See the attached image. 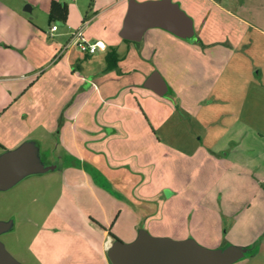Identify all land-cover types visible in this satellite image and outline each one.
Wrapping results in <instances>:
<instances>
[{
    "label": "crops",
    "instance_id": "crops-1",
    "mask_svg": "<svg viewBox=\"0 0 264 264\" xmlns=\"http://www.w3.org/2000/svg\"><path fill=\"white\" fill-rule=\"evenodd\" d=\"M51 1L41 0L42 6L39 0H0V132L15 145L30 135H38V138L56 136L59 154L62 155V158L56 157L54 169L64 171L61 184L64 194L31 237L28 248L35 255V261L38 264H110L108 249L114 240L127 243L136 240L140 230L136 224L145 218L138 219L134 210H130L121 200L127 198L131 205L139 206L142 199L149 205L155 199H163L165 189L170 191H167L168 199L176 198L177 206L181 208L183 206L178 204L184 205L185 198L196 204L197 211H193L191 216L190 225L195 230L192 236L200 237L204 247L226 248L232 246L228 242L233 241L245 249L253 243L246 233L239 232V228L246 226L247 219L256 209L259 210L255 205L258 195L248 193V188L240 197H226L223 203L224 186L221 189V185L225 176L228 180L230 169H225L219 177L212 169L201 171L202 167L194 172L186 171L184 159L174 186L159 187V182L156 185L153 177L158 170H161L159 176H163L161 167L168 166L164 158L170 153L167 141L158 134V129L168 122V102H161L163 96H157L145 87L149 75L156 72L165 81L169 95L174 92L166 79L173 81L177 86L174 97L180 105L189 110L201 104L207 105L204 118L209 126L217 123L213 102L218 101L228 108L225 116L233 114L231 111L237 105L236 123L225 127V134L216 140H207L208 144H204L202 138L198 139L200 147L194 150V156L198 157L195 156L199 163L203 158L209 163L238 164L242 168H246L247 163H258L257 166L262 168L264 143L258 141L255 135L251 136V131L241 140L225 139L241 129L255 128L253 121L248 119L250 115L247 118L245 115L254 109H264V99L260 95H264V89L255 85L254 77L248 78L249 89L239 103L237 90H232L233 81L223 79V69L238 45L231 41L219 44V49L215 48V59H211L214 60V71L208 74L202 71L196 79L190 80H187L190 77L188 65L193 57L187 49L192 47L187 48L170 32L161 29H148L137 43L121 39L128 52L125 57H121L118 49L112 46L82 57L72 44L56 57L69 40V33L62 32L58 25L57 30L51 33V26L43 30L36 22L37 18L32 20L26 17L35 8L43 11L45 7L49 12ZM181 1L182 10L193 20L194 31L197 32L195 26L200 25V33L211 19V13L201 11L189 0ZM207 1L226 16L240 20L236 16L239 10L236 6L226 7L225 0ZM26 4L30 5L29 10ZM112 4L101 11L102 15ZM126 8L127 4L120 13L116 32H120ZM89 20L86 19L84 23ZM119 45L116 47L119 48ZM204 46L207 48L209 45ZM112 49L118 55L117 68L107 70L105 56ZM197 57L201 71V55ZM131 59L138 65L134 67L135 70L127 71L125 66ZM93 63L100 66L95 68ZM131 73L134 78L126 80L125 76ZM222 83H228L231 90H224L229 86L224 87ZM256 87L259 92L254 90ZM249 136L251 138L247 139ZM107 140L112 156L119 160L116 165L95 163L91 158L97 154L93 152L95 147H104L102 144ZM179 144L186 150L185 141ZM231 144L236 151L231 150ZM11 148L0 146V153ZM84 154L89 159L85 162L86 168L72 161L73 156ZM182 157H186L185 153ZM77 166L92 172L81 174V177L88 178L86 185L89 191L87 189L84 197L92 198L96 204L94 207L97 206L95 210L75 211L66 209L60 203L65 200L63 203L67 205L73 202L78 205L80 202L79 197L75 196L76 186L72 178ZM126 169L132 174V179L124 176ZM251 173L255 174L253 171ZM233 175L230 181L235 185L240 184L239 173ZM257 177L248 175L246 180L250 187H258L264 181L263 173L257 172ZM65 185H69V189L65 190ZM138 188L143 192L138 194L139 202L134 204V191ZM219 202L220 205L214 206ZM145 208L146 204L139 209L144 211ZM153 211L148 214L147 220H150Z\"/></svg>",
    "mask_w": 264,
    "mask_h": 264
},
{
    "label": "rangeland",
    "instance_id": "rangeland-1",
    "mask_svg": "<svg viewBox=\"0 0 264 264\" xmlns=\"http://www.w3.org/2000/svg\"><path fill=\"white\" fill-rule=\"evenodd\" d=\"M59 1L65 3L69 9V18H67L66 22L67 24L62 26L59 23H56L62 32L66 31L69 33L70 37H72L83 26L82 40L84 42L91 43L95 41H101L106 46H112L114 49H118V53L121 55V57L128 55V52L125 48V43L119 39V32H116V27L119 25V20L121 17L120 13H122L129 0ZM142 1L143 0H138V2ZM225 1V6H236L239 9L236 16L239 17L240 20H234L226 16L223 12L216 10L207 0H189L193 6L198 7L201 11H206L208 14L211 13V19L209 22H207L200 33L198 32L200 30V25L195 26L197 29V32H195L196 40L189 41L188 39H179L176 37L174 39L185 43L187 48L190 46L192 47H190L191 49H187V51L192 53L191 55L193 57L188 65L190 69V77H187V80L192 78L196 79V77L199 76L200 72L202 73V71L205 74H208V72H211V70L214 71V69H212V67H214V60L211 59H215V48L219 49V44L222 42L225 44L227 41L237 44L238 46L235 47L237 51L234 50V53L231 56V59H229L225 70L223 69V79L224 81L229 79L233 81L234 88L232 87V90H237L239 94V103L240 99L246 95V92L249 89L247 84L248 78L254 77L253 79L256 80L254 81L255 85L259 86L261 89H264V0ZM39 2L40 5H42L41 0H39ZM173 2L178 4L179 7L182 6L181 0H173ZM110 3H113L111 8H108L106 10L107 12L102 15L101 11ZM25 6L30 5L26 4ZM25 6H23V8ZM93 14L95 15L93 16ZM26 17L32 20H36L37 18L36 22L39 26H41V29L48 30L49 15L45 10V7L43 11L35 8V11L33 13H28ZM87 18H90L89 22L84 23L85 19ZM68 26L69 28H67ZM76 43L77 42H74L72 45L75 46L77 54L79 56L85 57L86 54L80 52ZM118 45L119 48L116 47ZM204 45L209 46L206 48ZM199 54L201 55L200 61L203 62L201 71L199 69V63L196 60V58H199L197 57ZM98 56L99 54L95 57ZM92 65L95 68L100 66L95 63ZM126 65L127 66H125V69L127 71H133L135 70L134 67L138 64L131 59ZM125 77L126 80L134 78L132 73L126 75ZM166 80L169 88H171L172 92L174 93L169 95L165 94L160 99L163 100L161 102H168L166 112L168 122H166L164 127L158 129V134L165 141H167V149H170V153H168V155L166 154L168 157L164 158V160L168 162V166L161 167L162 171H164L163 176H159L158 172L161 170H158L157 174L153 177L155 180L154 182L156 185L158 184L157 182H159V187H162L163 185L174 186L177 174H179L178 171L181 162L184 161V159L186 160V171L193 170L192 172H194L197 168L200 169L202 167L201 171L203 170V172H207L209 169H212V171H215V176L219 177V175L222 174L225 169H228V171L230 169L231 173L227 177L228 180L225 176V181H223L221 185V189L224 186V189H222L223 203L224 200L226 201V197H229V199H236L237 195L240 197L243 193H246L247 189L249 188L248 193L251 194L255 192L258 195V198L255 200V205H257L259 208V210L256 209L254 213H252V216L247 219L248 222L246 226L239 228V232L246 233L248 239L253 242L250 245H247L245 248V250L249 251L246 252L244 257L238 258V260L233 261L230 264H264V181L259 180L261 182L258 184V187H250L246 180L249 174H252L254 177H257V172L258 174L263 173L264 175V166L259 168L258 163H247V165H245L246 168H242V166H239L238 164L232 165L229 163H221L216 161L209 163V161L204 160L203 158L199 163V161L196 160L197 156L195 155V157L193 153L194 150L199 146L200 142H198V139L202 138L203 143L208 144L209 142L207 140H216L218 137L225 134V127L231 125L233 126L236 123L235 120L237 115L235 114L237 113V105H235V108H233V111H231L233 114L225 116L224 112L227 111L228 108L223 105V103H219L218 101L213 102L212 104L215 107L214 116L217 123L209 126L205 122L204 118V112L207 111V105L205 106L201 104L198 107H192L193 109H186V106L183 104L180 105L175 98L176 96L174 97L177 86L174 85L173 81H170L168 78ZM222 86H229L224 90H231V86L228 83H222ZM0 87H2V85ZM251 89L253 90V88ZM254 90L259 92L257 91L259 90L257 87L256 89L254 88ZM260 95L264 99V95ZM171 107L173 108L172 110ZM246 110L249 109L247 108ZM245 112L247 113L248 111ZM245 116L246 118L249 116L248 119L252 120L255 124V128H252L253 131L252 129H241L240 131L231 133L229 135L230 137L225 139L239 138L241 140L247 133H249V131H251V136L255 135L258 141L264 143V109L262 111L254 109L252 113L248 112ZM250 138V136L247 137V139ZM182 141L187 143L186 150L182 144H179ZM0 142V144H2L0 146L2 147H12L11 149H6L4 151L14 150L19 145L22 146L27 142L34 143L35 145L37 144L38 154L45 165H54L56 167V157L62 158V155L59 154V148L57 147L58 141L56 136H44L43 138H38V135H30L26 137V139H24L21 143L19 142L17 145H15L14 141H12L6 135L3 136L2 132H0ZM102 145L104 147L98 145L95 147V151L93 152L97 154L94 158L91 157L93 162L99 164L109 163L111 165H116L119 160H116V157L112 156L111 151L109 150V140L104 142ZM233 146L234 145L231 144V150L234 149L233 151H236V147ZM184 153L186 157H182ZM72 161L76 164H83L85 167V162H88L89 159L87 158V154H84L83 156L78 157L73 156ZM83 166H77L72 177L75 183L74 185L76 186L74 187L76 188L75 196L77 195L76 197H79L80 202H78V205L74 202L67 205V203H63L65 202V200H63V202L60 203L61 205L66 206V209L83 211V209L95 210L97 208V206L96 208L94 207L96 204L94 205L91 197H84L87 193V189L89 191V186L86 185L88 178H82L81 174L86 175L92 172L85 170L86 167L84 168ZM250 170L255 172V174L251 173ZM63 172L64 171L61 172L59 170L53 169L42 175L29 176L23 181L15 183L7 190L0 191V222H10V229L0 234V243L4 246L5 250L10 254V256L14 258L19 264H38L35 261V255H33L31 250L28 248L29 242L38 227L43 224L44 219H46L50 209L54 208L58 201H61L62 199L64 194V192H62L61 186L64 178ZM236 173H239L240 175V184L238 185H235L232 181H230V179L234 176L233 174ZM124 176L133 178L128 169H126ZM139 176H137V178H139ZM90 183L92 184L91 181ZM65 186V190L69 189V185ZM165 190L163 199H155L149 205L142 199L139 203V206L131 205L132 202L128 201L127 198H122L123 200H121V202L123 201L130 210H134V215H136L138 219L145 217L141 222L136 224L137 228H140L139 232L145 231L149 236L154 238H164L175 241L189 240L206 250L218 251L221 254L225 253L223 250L225 246H221L220 248L204 247L202 243L203 241H201L200 237L192 236L193 231L195 232V230L190 224L193 211H197L196 204H193L191 200L185 198L183 201L184 205L181 203L178 204L183 206V208H181L177 206L176 198V200L168 199L167 196L170 191L169 189ZM129 192L131 193V191ZM134 192V204H137L139 202L138 194L143 191L138 188ZM145 204L146 208L144 211L139 209L142 208V206H145ZM216 205H220V202L214 206ZM158 209L159 211L157 212ZM152 210L154 211L150 216V220H147V216ZM145 221L148 222L146 223ZM197 227L199 228V226ZM122 243L129 244L123 241ZM228 243L229 245L235 246L237 248H242L239 247L241 245H237L239 244L237 242L232 241Z\"/></svg>",
    "mask_w": 264,
    "mask_h": 264
},
{
    "label": "water",
    "instance_id": "water-1",
    "mask_svg": "<svg viewBox=\"0 0 264 264\" xmlns=\"http://www.w3.org/2000/svg\"><path fill=\"white\" fill-rule=\"evenodd\" d=\"M29 10V6L26 7ZM193 20L172 0H129L122 20L119 37L139 42L148 29H161L180 39L192 40L195 36ZM145 87L157 96L168 92L160 74L149 75ZM37 144L24 143L14 150L0 153V191L33 175H42L55 168L41 160ZM10 229V222H0V234ZM225 253L210 251L192 241H175L154 238L140 231L129 244L114 240L108 249L110 264H230L244 257L245 249L228 246ZM0 264H19L0 243Z\"/></svg>",
    "mask_w": 264,
    "mask_h": 264
},
{
    "label": "trees",
    "instance_id": "trees-1",
    "mask_svg": "<svg viewBox=\"0 0 264 264\" xmlns=\"http://www.w3.org/2000/svg\"><path fill=\"white\" fill-rule=\"evenodd\" d=\"M215 2H219L220 0H213ZM92 3V2H91ZM90 3V5H91ZM49 18H48V25L52 26L56 23H59L60 25L64 26L66 24L67 18L69 16V9L68 6L60 1L57 0H52L49 4V12H48ZM89 19V18H87ZM86 20V19H85ZM192 40H196V37ZM189 40V41H192ZM117 54L112 49L111 51L108 52V54L105 56V61H106V69L107 70H115L117 68ZM117 240V239H116Z\"/></svg>",
    "mask_w": 264,
    "mask_h": 264
},
{
    "label": "built area",
    "instance_id": "built-area-1",
    "mask_svg": "<svg viewBox=\"0 0 264 264\" xmlns=\"http://www.w3.org/2000/svg\"><path fill=\"white\" fill-rule=\"evenodd\" d=\"M58 26L57 24H54L50 27V32H55L57 30ZM83 37V26L80 28L79 31H77L72 37L69 38V40L64 44V46L58 51L56 57L62 55L68 47L74 43L77 42V48L80 50V52L85 53L86 56L93 55L94 53H97L99 51H105L106 45L101 41H95V42H84L82 40Z\"/></svg>",
    "mask_w": 264,
    "mask_h": 264
}]
</instances>
